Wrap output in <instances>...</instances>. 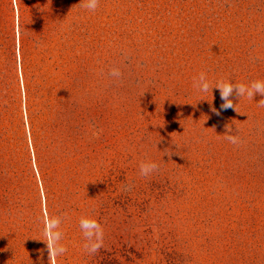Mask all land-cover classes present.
Wrapping results in <instances>:
<instances>
[{
	"label": "rangeland",
	"instance_id": "rangeland-1",
	"mask_svg": "<svg viewBox=\"0 0 264 264\" xmlns=\"http://www.w3.org/2000/svg\"><path fill=\"white\" fill-rule=\"evenodd\" d=\"M79 3L0 0V264H49L45 212L57 264H264V97L193 87L264 81V0Z\"/></svg>",
	"mask_w": 264,
	"mask_h": 264
},
{
	"label": "clouds",
	"instance_id": "clouds-1",
	"mask_svg": "<svg viewBox=\"0 0 264 264\" xmlns=\"http://www.w3.org/2000/svg\"><path fill=\"white\" fill-rule=\"evenodd\" d=\"M80 7L88 12L95 13L99 8L100 0H80ZM109 75L115 80H119L122 77V73L119 68L113 67L110 69ZM193 87L200 94H207L213 92V89H218L220 97L223 103L221 109L233 108L236 111V105L230 98L233 95L237 99L247 98L248 100H254L256 95L264 97V81L255 80L249 84L233 83L230 79H219L214 83L209 81L207 74L201 71L198 77L194 78ZM213 98V97H212ZM203 100V99H201ZM257 103V107L264 108V98H261ZM213 111H216L213 109ZM237 112V111H236ZM103 130L94 131L93 137L99 138L100 133ZM224 139L233 145H239L242 143L238 135V130L232 131L231 127H226V132L223 135ZM159 170V165L155 162H141L139 165V174L142 177H149ZM67 219L64 215H51L44 213L42 216V241L45 243L48 251L49 264H57V258L63 256L67 252V247L61 243L64 233L60 230L61 224ZM79 228L82 232L84 243L83 249L89 255H94L104 246V230L102 225L97 219L90 216H81L79 219Z\"/></svg>",
	"mask_w": 264,
	"mask_h": 264
}]
</instances>
